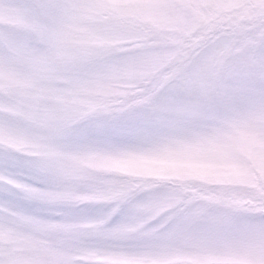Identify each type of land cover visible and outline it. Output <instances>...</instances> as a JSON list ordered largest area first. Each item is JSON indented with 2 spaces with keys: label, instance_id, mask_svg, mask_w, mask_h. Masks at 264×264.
<instances>
[{
  "label": "snow or ice",
  "instance_id": "obj_1",
  "mask_svg": "<svg viewBox=\"0 0 264 264\" xmlns=\"http://www.w3.org/2000/svg\"><path fill=\"white\" fill-rule=\"evenodd\" d=\"M0 264H264V0H0Z\"/></svg>",
  "mask_w": 264,
  "mask_h": 264
}]
</instances>
